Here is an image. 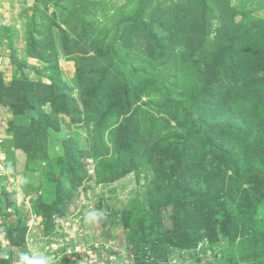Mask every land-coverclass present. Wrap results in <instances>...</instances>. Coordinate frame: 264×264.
<instances>
[{
  "label": "rangeland",
  "instance_id": "obj_1",
  "mask_svg": "<svg viewBox=\"0 0 264 264\" xmlns=\"http://www.w3.org/2000/svg\"><path fill=\"white\" fill-rule=\"evenodd\" d=\"M33 260L264 264V0H0V264Z\"/></svg>",
  "mask_w": 264,
  "mask_h": 264
},
{
  "label": "clouds",
  "instance_id": "obj_2",
  "mask_svg": "<svg viewBox=\"0 0 264 264\" xmlns=\"http://www.w3.org/2000/svg\"><path fill=\"white\" fill-rule=\"evenodd\" d=\"M27 259V258H25ZM30 264H45V261L44 260H33L30 262Z\"/></svg>",
  "mask_w": 264,
  "mask_h": 264
},
{
  "label": "trees",
  "instance_id": "obj_3",
  "mask_svg": "<svg viewBox=\"0 0 264 264\" xmlns=\"http://www.w3.org/2000/svg\"><path fill=\"white\" fill-rule=\"evenodd\" d=\"M161 227H162V225H161Z\"/></svg>",
  "mask_w": 264,
  "mask_h": 264
}]
</instances>
